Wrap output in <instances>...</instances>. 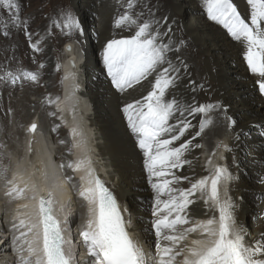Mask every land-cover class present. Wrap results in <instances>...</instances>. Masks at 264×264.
I'll use <instances>...</instances> for the list:
<instances>
[{"label":"bare ground","instance_id":"1","mask_svg":"<svg viewBox=\"0 0 264 264\" xmlns=\"http://www.w3.org/2000/svg\"><path fill=\"white\" fill-rule=\"evenodd\" d=\"M81 1L83 5L81 9L87 10L91 8L88 0ZM117 1L120 2L122 0ZM194 2V0H147L146 10L150 11V14L146 15L144 13V15L140 12L141 14L137 16L145 19L154 16L156 19H150L153 22L156 20L161 22V31L165 30L164 21L167 18V26L172 29L171 40L182 53L179 55L174 51L169 53V56L174 58V63L183 61V65H186V68L182 66L181 86L176 95L178 97L182 96L187 100L195 98V101L198 102L204 97L200 91L202 89H199V81L193 75L186 61V58H191L192 56L188 51L191 50L188 44L196 50L201 76L212 83L208 96H211L218 103V109H214L208 117L212 123L205 127L202 133L203 139L204 141L206 140L207 149H211L210 140L212 137L225 138L222 144L224 151L222 150L221 160L223 161L222 166L228 168L232 176V179L227 183L228 194L236 205L238 225L242 224L245 227L250 233L247 239L251 240L261 232H264V184L260 182L261 178L264 177V95L259 91L256 82L257 77L249 71L244 60L243 45L235 41L221 25L208 18L204 0H199L200 11L194 6ZM234 2L238 5V10L242 16L248 18L250 9L246 0H234ZM135 3V8L138 9L140 2L136 0ZM115 6L116 0H101L97 6L96 13L99 22L95 33L98 36V40L94 52L91 48V54L90 48L87 47V41L89 43V40L84 23L79 28L84 29L81 33L79 30L80 39L84 46L83 50L82 48L80 49V61L73 53L75 34L70 27H65L64 25L62 39L68 37L64 45H71L72 52L70 54L62 52L64 55L61 75V79L63 76V82L60 81L59 94L62 92L60 97L62 96L63 100L57 106L60 112L52 109L49 114L54 113L60 116V119L65 122L66 128L59 129L57 128V125H59L58 121L49 120L50 123L44 127L46 132L44 135L47 137L44 135L42 137L38 124L40 126V121L45 117V113L36 116V112L33 115L28 112L25 116L23 115V118L17 119L14 124L16 135L19 138L20 146L18 144V147H20V150L18 151H21V157L17 161L15 160L16 163H13L14 165H11L10 162L5 165V160L0 162V201L5 200L0 207V232L11 233H9L8 239H4L3 244H0V251L2 250L1 252L4 254L7 247L4 244H10L8 246L9 255H4L8 257L6 264H19L20 257L16 248L21 241L16 240L15 237L19 235L21 230L26 229L18 230L13 225L18 224L20 219H24L29 224L37 223L38 198L40 193H42V188L47 191L48 195L51 194L54 214L61 223L65 240L69 241L65 245V251L73 255V259L75 258L74 261L77 264H88L90 258L87 256V251L80 236V232L88 218V204L79 193L82 185L85 184L81 177L87 179L89 165L86 164L80 171H73L67 167V164L82 159L91 161L90 168L93 170V175L102 179L111 188L122 208L128 209L124 216L126 218L131 216L132 222L129 230L133 238L139 240L148 251L154 254L155 236L150 231H145V229L150 227V222L153 219L150 211L153 193L147 182L143 153L135 143V137L128 129L127 121L122 111L125 103L139 98L141 94L145 93V88L137 86L138 91L129 90V92L123 94L119 93L112 86L111 79L109 81L110 77L107 75L102 59L103 45L108 39L127 38L132 35V31L127 27L124 29L115 28L114 20L119 16L115 13ZM184 10L192 12L187 14L185 20H177V12ZM74 11L76 12L75 20L80 22L81 11L75 9ZM66 23H69V21L67 20ZM176 26L182 27L185 38L178 32L175 33L173 31ZM48 50L49 48L44 47V51H42L44 71L41 72L40 68L28 69L23 66L11 72L14 76H20V79L13 85L14 87L10 86V80L2 79L4 86L10 89L5 91V93L2 92V96L10 95V92L12 93L15 88L30 87L36 83L23 79V76L20 75L22 72L36 74L38 77L37 81L40 79L38 72L39 75L43 73L51 74L54 69L52 67V57L49 56ZM69 57L74 58L76 65L74 72L70 70L67 63ZM175 58H178V60ZM81 59L84 60L83 63H81ZM97 66H101L100 69L106 72L108 77V80L105 81L104 79V86H97L91 81L94 72L98 71ZM8 72L5 71L4 76ZM77 78L86 82L85 92L79 93L77 88L72 92V85ZM53 84L52 80L47 82L48 87H52ZM145 85L147 86V82H145ZM193 88L195 91H192ZM46 95H39V97L45 98L43 103L45 105L54 100L51 97L47 98ZM0 102L4 104L1 98ZM5 104H0L3 107L2 109L5 108ZM34 104L37 111V108L41 106L40 102ZM229 117L231 120H229ZM188 118L191 120L193 127L186 134V138L191 139V134L199 129L201 118L199 116ZM7 119V115L4 118L0 115V135L4 133L3 130L8 123ZM27 119L28 122H25ZM31 122L37 124V130L34 134H30L27 131V125ZM73 127H76L81 135L75 139L71 136V143L69 144L67 143V130L70 132ZM199 137L193 141V144L198 143ZM82 141L84 143L81 146H73ZM51 142L61 144L60 151H63L61 156L58 154L53 155ZM239 142L242 144L240 151H242L241 154L243 159H245L244 161L234 156ZM7 143L8 137L4 133L3 137L0 136V159H6V153L3 154L4 151L1 152V149ZM29 145L31 146L30 149ZM200 154V149L193 147L189 158L193 159L195 171L193 172L186 165L184 170L178 174L194 176L195 178L208 175L212 167H208V171L205 170V165L201 162L202 159L200 160ZM8 155L10 154L8 153ZM55 158L59 160V166L56 165ZM204 160L206 162V159ZM61 165H64V167H61ZM36 166L39 167V170L35 169ZM69 177H71V180H69ZM76 177H78V180H75ZM10 180L16 186L25 189L23 198L14 202L15 205L8 203V200L12 197L7 194L3 195L6 190L3 191L4 187L8 186L10 190L13 186L8 183ZM180 186L188 187L189 185L187 181H184ZM222 188L221 186V196L223 195ZM5 192L8 191L6 190ZM143 194L147 196V201L140 199ZM33 197L37 199H33ZM25 205L27 207H24ZM63 207L66 209L64 214L61 213L63 212ZM68 207H76V213L73 217L68 214ZM192 208L195 210L196 216L203 215L204 206L202 201L194 204ZM14 217L17 219L14 220ZM77 217L82 218L84 222L80 221L79 225H77L76 234H74L70 227L75 224ZM71 236H73L72 240H70ZM195 237V234H192L189 241L185 243H190V240ZM28 239H32V236H29ZM74 240H78L79 250H81L79 262L76 250L73 247ZM0 241L2 240L0 239ZM6 257L4 258L6 259Z\"/></svg>","mask_w":264,"mask_h":264},{"label":"snow or ice","instance_id":"2","mask_svg":"<svg viewBox=\"0 0 264 264\" xmlns=\"http://www.w3.org/2000/svg\"><path fill=\"white\" fill-rule=\"evenodd\" d=\"M3 3L6 7H19L12 0H3ZM246 3L250 9L248 18L242 16L234 0H204L208 18L243 45L244 60L257 77L259 91L264 95V0H246ZM135 7V0H127L128 10ZM67 20L70 23L65 27L80 28L70 14ZM160 23L159 20L140 22L139 16L126 11L115 18L114 26L127 27L132 35L108 39L102 51L107 75L119 93L138 91L137 86L145 88V93L125 103L122 111L143 153L144 170L153 193L150 209L153 219L145 231L155 236L154 254L133 238L129 231L131 216H124L128 209L122 208L117 197L93 175L91 161L82 159L67 167L80 171L89 165L87 179L81 177L85 184L79 193L88 204V218L80 232L90 258L88 264H177L178 259L179 264H264V232L249 240L250 233L242 224L238 225L236 205L227 189L232 179L228 168L212 165L208 159L207 165H212L208 175L195 178L178 174L186 165L195 171L193 159L189 157L193 147L200 145L193 141L212 123L208 119L200 120L198 131L188 139L186 134L193 127L188 117L206 116L217 106L201 105L195 98L187 100L176 95L181 86L182 66L186 68V65L183 61L174 63V58L169 56L179 48L171 40L172 29L167 26V18L164 31ZM22 76L32 82L38 79L31 72H23ZM0 79L15 84L20 76L8 72ZM27 130L34 134L37 125L32 123ZM70 135L75 139L81 133L73 127ZM82 143L73 146L79 147ZM205 170L208 171L207 167ZM184 181L188 187L180 186ZM260 182L264 184V177ZM8 183L13 186L7 195L22 199L25 189L11 180ZM221 184L225 185L223 197ZM200 201L204 206L203 219L197 218L192 208ZM37 215V223L20 219L13 225L18 230L26 229L15 237L22 241L16 249L21 254L19 264H77L73 255L65 251L69 241L65 240L61 223L54 214L51 194L38 198ZM196 233L199 238L185 243Z\"/></svg>","mask_w":264,"mask_h":264},{"label":"rangeland","instance_id":"3","mask_svg":"<svg viewBox=\"0 0 264 264\" xmlns=\"http://www.w3.org/2000/svg\"><path fill=\"white\" fill-rule=\"evenodd\" d=\"M88 1L90 2L91 8L85 10V9H81L83 6L81 0H12L13 3L19 6L18 9L6 7L3 3V0H0V77L4 76L5 71L14 72L15 70H18L19 68L23 66H26L24 68H28V69L40 68V71L43 72L45 68L44 61L42 60L43 58L42 51H44V47L49 48L48 54L49 56L52 57V61H53L52 67L54 69L52 73L49 75H47L46 73L39 75V72H38V76L40 79L36 83H34L33 86L31 85L30 87L15 88L13 89L12 93L10 92V95L7 94L8 96L7 95L2 96V92L5 93V91L10 90V89H7L4 86L2 79H0V98L4 101V104L7 102L6 104L8 105L7 106L5 104L4 109H2L3 107L0 106V115L3 118L6 115L8 117L7 126L3 130L4 133L8 137V143L3 149H1V152L4 151L3 154L6 153L5 154L6 159H0V162L5 160L4 161L5 165H7L8 162H10L11 165L13 163L15 164L17 159L21 157V151H18L20 150V147H18V144L20 146L19 138L16 135L14 124L17 119L23 118L25 114H27L28 112L30 113V115H33L36 112L37 113L36 116L42 115V113H45V117L42 118L40 121V126L38 124V128L41 130L40 132L42 134L41 135L42 137L44 136L47 137L46 135H44L46 134V132L44 131V127L45 125L47 126L50 123V121H52V119L58 121L59 125H57V128L59 129L66 128L65 122L60 119V116L55 115L54 113L49 114V112L53 109L51 106L52 102L46 105L43 104L45 98L39 97V95L47 94L46 95L47 98L51 97L55 99L57 95L59 94L60 81L63 82V76L61 79L63 59H64L63 58L64 55L62 53L63 45L68 39V37L62 39V31H64V25L67 22V16L69 14L75 19L76 12L74 11V9L77 11L79 10L81 11L80 13L82 15L80 16L81 21L79 22V24H80V28H81V25H83V23L86 27V35L89 40V43L87 41V47L90 48V54L92 53L91 48L93 49V52L96 49V43L98 40V36L95 33L96 32L95 29L98 26V22H99L97 19L96 9L101 0H88ZM138 1L140 2V7L138 9L134 8V10L133 9L127 10V0H122L120 2L116 0L115 13L117 15H121L125 13L127 10V12H129L133 16L140 15L141 14L140 12H142L143 14L145 13L146 15H149L150 11L146 10L147 0H137V2ZM194 1H195L194 6H196L200 11L201 8H200L199 0H194ZM131 12L133 13L135 12V13L133 14ZM189 12H192V11L190 10L178 11L177 20L179 21L185 20ZM150 18L156 19L154 16H151ZM150 18L148 17L146 19L144 17L139 18V21L143 22L146 20H151ZM71 29L73 30L72 32L75 34L74 36L75 40L73 41L75 44L73 45L74 47L73 53H75V55L77 56V59L80 61V55H81L80 49L82 48L83 50L84 46L82 45L83 42L80 39L81 36L79 34L84 29H76V28H71ZM77 30H78V36H77ZM79 30H80V33H79ZM173 31L175 33L178 32L183 38H185L184 30L182 29V27L176 26L173 28ZM188 47L191 48V50H188V51L189 53L192 54V56L191 58H186V61L191 71L193 72V75L199 81V89H202L200 91L203 93V96H204L197 103L201 105H216L217 107L214 109H218L217 101L213 99L211 96H208L212 83L209 80L202 78L201 73H200V63H199L198 56L196 54V50L190 44H188ZM177 53L180 55L181 51L179 50ZM81 61H82L81 63H83L84 60L81 59ZM55 63H56V67H55ZM97 67H98V71L94 72L93 77H91L92 78L91 81L94 82L97 86H104V79L106 81L108 80V77L106 75V72L100 69L101 66H97ZM22 73H20V75H22ZM49 80H52L54 82L52 87H48L47 85V82ZM109 81H110V78H109ZM85 83L86 82L84 80L82 79L78 80L77 78L72 85L73 86L72 92H74L76 88H77V91H79V93H82V91L85 92L86 90ZM13 85L14 84L10 83L11 87ZM92 87H94V85H92ZM11 91H12V88H11ZM36 102H40V105H41L39 108H37V111H36V107L34 106L35 105L34 103ZM0 104L4 105L2 102H0ZM213 110L208 112L206 116H199V118H201V120L208 119L210 113ZM25 122H28V119ZM4 133L1 134L0 136L3 137ZM224 140H225L224 137H220V138L218 136L212 137L210 140L211 149H207L208 147L205 142L206 140L204 141L203 134H201L198 140V144L200 145L199 147L200 153H201L200 160L202 159L201 162L205 165V167L210 168L212 167V165H222L223 164V161L221 160V156H222L221 154L224 151V147L222 146V144L224 143ZM134 141L137 144L136 139H134ZM219 141L220 142L222 141V142L220 143ZM67 143L69 144L71 143V135L68 130H67ZM241 145H242L241 142H239L237 146V151L235 152L234 156L244 161L245 159H243V155L241 154L242 151H240ZM51 148H53L52 150L53 155L58 154L59 156H61L63 154V151H60L61 144L56 143V142H53V143L51 142ZM8 153L12 157L8 155ZM213 153H215V155H213ZM204 159H206V162L208 159H211L212 165H207ZM55 163L56 165L59 166V160L57 158H55ZM75 180H78V177H76ZM221 186L223 187L222 190L224 191V188H225L224 184ZM5 189L9 191L8 186L4 187L3 191ZM5 191L3 195L7 194V192ZM140 199L142 201L148 200L147 196L144 194L140 196ZM17 201L18 200L16 199L10 198V200H8V203H13L15 205L14 202H17ZM4 202L5 200L0 201V207L2 206V203ZM61 205H64V204H61ZM64 210L66 211V209L63 207L62 208L63 212H61L62 214H64ZM67 212L73 217L76 213V207L74 208L68 207ZM65 216H69V215H65ZM13 219L16 220L17 218L15 219L14 217ZM80 221L84 222L82 218L77 217V219H75V224H73V226L70 227V230L74 234H76L74 230H77L78 228L77 225H79ZM9 233L10 232L5 234V233L0 232V239L2 240L0 241V244H3L4 239H8L9 235L11 234ZM21 242H19L18 245L16 244L17 245L16 249H18ZM76 244L79 245L78 240H74L73 247L76 250V252L78 253L80 252L79 255H77L76 253V255L78 256V262H79V258L81 256V250H79V246L77 247ZM9 245L10 244H7V243L4 244L5 247L7 246L5 248L6 250L5 254L1 252L2 250L0 251V264H6V260L8 257L4 255H7V256L9 255L8 253L10 252L9 247H8ZM17 253H18V256L20 257L21 255L20 252L17 251ZM4 257H6V259ZM178 262H179V259L177 263Z\"/></svg>","mask_w":264,"mask_h":264},{"label":"water","instance_id":"4","mask_svg":"<svg viewBox=\"0 0 264 264\" xmlns=\"http://www.w3.org/2000/svg\"><path fill=\"white\" fill-rule=\"evenodd\" d=\"M63 51H64V53H66V54H70V53L72 52V46L69 45V44H65L64 47H63ZM68 64H69L70 70L74 72V71L76 70V65H75V63H74V59H71V58H70V59L68 60ZM73 65H74V66H73ZM31 124H32V123H30V124L27 126V129L30 127ZM30 134H32V133H30ZM35 169H36V170H39V167L36 166ZM41 191H42V193H41L42 196H48V193H47V191H46L45 189L42 188Z\"/></svg>","mask_w":264,"mask_h":264}]
</instances>
